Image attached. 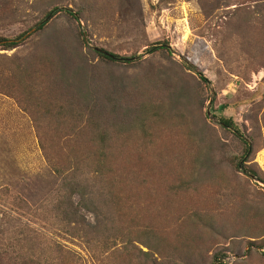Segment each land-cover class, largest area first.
<instances>
[{
    "label": "rangeland",
    "instance_id": "obj_1",
    "mask_svg": "<svg viewBox=\"0 0 264 264\" xmlns=\"http://www.w3.org/2000/svg\"><path fill=\"white\" fill-rule=\"evenodd\" d=\"M24 32L0 48V264H264V0H0Z\"/></svg>",
    "mask_w": 264,
    "mask_h": 264
},
{
    "label": "trees",
    "instance_id": "obj_2",
    "mask_svg": "<svg viewBox=\"0 0 264 264\" xmlns=\"http://www.w3.org/2000/svg\"><path fill=\"white\" fill-rule=\"evenodd\" d=\"M58 13H60V10L58 8L52 10L46 16V19L45 20H49V17L51 19L52 17H54ZM67 13L70 14V15H72L74 18L78 19V17H76V15L71 10H68ZM47 24H48L47 21L46 22L45 21H42L41 23H39L38 24V29H37L38 32L42 31ZM28 38H29V32H24L21 35L17 36L16 38H12V39L11 38H5V37H1L0 36V48L3 49V50H14V49L18 48L19 46H21L23 43H25ZM164 51H166L168 53H171V49H170V46H169V42L168 41H166L164 43H158V44L153 45L149 49L148 52H150L152 54H156V53L164 52ZM96 53H97V55L99 57H101L103 59H106L108 61H116L115 59H111L110 57H108V56H106V55H104L102 53H99L97 51H96ZM111 55H113V54H111ZM113 56L116 57L117 59H119V61H124L125 63H131L130 60L121 59L119 56H116V55H113ZM199 76H200V79L203 82H205V83L208 82L207 79L203 75H201L200 73H199ZM221 123H222V125L225 128L232 130L234 132L235 136L237 138H240L241 139V142L244 144V157L243 158H237V157L234 158V160H236V159L239 160V162L237 163L236 166H238L239 168H241V162L245 159V156H248L249 155V153L252 150V146H251L250 142L243 137V135L241 134L240 129L234 124V122L231 119H221ZM250 172L253 174V176L255 175V177H256V172L254 170H251ZM100 173H101L100 171H97L98 176L101 175ZM65 186H68V185H65ZM77 192H78V194H79V196L81 198V201L82 200L85 201L86 198H87V197L85 198L86 195L83 192H80V191H77ZM100 196L101 197H107V191L105 193H103L102 195H100ZM89 200H90L91 203H93V204L95 203L94 197H92V199L89 198ZM70 201H71V197H70ZM84 201H83V207L86 209V207L88 205H84V204H86ZM93 206L96 208V205H93ZM72 211H74V212H70V213L67 212L66 215L67 216L75 215V219H73V220H77L76 218L78 217L79 214H77V211H75V210H72ZM75 222H78V221H75Z\"/></svg>",
    "mask_w": 264,
    "mask_h": 264
},
{
    "label": "water",
    "instance_id": "obj_3",
    "mask_svg": "<svg viewBox=\"0 0 264 264\" xmlns=\"http://www.w3.org/2000/svg\"><path fill=\"white\" fill-rule=\"evenodd\" d=\"M49 18H50V17H49ZM95 50H96L97 52H99V53H102V54H104V55L110 57L111 59L119 60V59H117L116 57H114L113 55L109 54L108 52H106V51H104V50H102V49H100V48H95ZM208 115L211 116V113H210L209 111H208ZM241 169H242V166H241ZM242 170H243V169H242ZM243 172H244V173H247L245 170H243ZM248 175H249V177H250L251 179L257 181V178H256L255 176H253L252 174H248Z\"/></svg>",
    "mask_w": 264,
    "mask_h": 264
}]
</instances>
